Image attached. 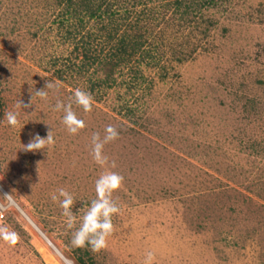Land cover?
Returning <instances> with one entry per match:
<instances>
[{
	"label": "rangeland",
	"instance_id": "374dc122",
	"mask_svg": "<svg viewBox=\"0 0 264 264\" xmlns=\"http://www.w3.org/2000/svg\"><path fill=\"white\" fill-rule=\"evenodd\" d=\"M46 80V101L16 108ZM76 88L93 109L73 104L86 127L70 135L52 108ZM109 124L121 211L93 252L72 246L50 194L67 189L83 215L103 171L91 135ZM50 125L53 145L22 149ZM0 225L20 236L0 240V264H142L148 250L153 264H264V0H0Z\"/></svg>",
	"mask_w": 264,
	"mask_h": 264
},
{
	"label": "clouds",
	"instance_id": "9594fccd",
	"mask_svg": "<svg viewBox=\"0 0 264 264\" xmlns=\"http://www.w3.org/2000/svg\"><path fill=\"white\" fill-rule=\"evenodd\" d=\"M57 89L58 85L56 82L46 80L44 88L35 89L34 91L33 88L29 89V103H24L19 100L16 103V108H31L33 105L32 101L36 97L46 101L48 99V90ZM73 104L81 107L85 113H89L93 109V96L90 92L76 88L67 103L57 99L52 110L54 112H62L61 123L70 135H77L86 127V123L77 116L73 109ZM4 117L9 126L13 128L19 126V112L5 110ZM119 136L120 132L111 124L105 126L103 136L100 132H93L91 135L90 155L103 171L95 181V198L90 203H85L78 210V212L83 213L82 216H78L73 211L75 198L67 189L60 187L50 194L51 200L57 202L62 210L61 215L64 218L63 223L66 229L72 230L71 244L75 248L90 246L93 252H99L107 247L108 238L115 231L112 218L114 215L120 213L121 208L113 199V194L121 188L124 182V176L113 171V169L117 168V163L105 153V146L117 140ZM54 143V129L50 125L46 138L36 133L27 145H23L22 149L26 152H37L48 149ZM41 163L38 162V172ZM6 197L11 199V195H6ZM0 240L14 247L20 242V236L16 231L11 230L6 225H0ZM154 260L155 253L148 250L145 253L142 264H153Z\"/></svg>",
	"mask_w": 264,
	"mask_h": 264
},
{
	"label": "bare ground",
	"instance_id": "6f19581e",
	"mask_svg": "<svg viewBox=\"0 0 264 264\" xmlns=\"http://www.w3.org/2000/svg\"><path fill=\"white\" fill-rule=\"evenodd\" d=\"M13 205H15V203H12ZM16 206V205H15ZM16 207H18V206H16ZM19 209V208H18ZM23 212H24V210H23ZM24 214H26L25 212H24ZM28 217V216H27ZM33 223V225H34V222H32ZM36 229V228H35ZM45 235V234H44Z\"/></svg>",
	"mask_w": 264,
	"mask_h": 264
}]
</instances>
